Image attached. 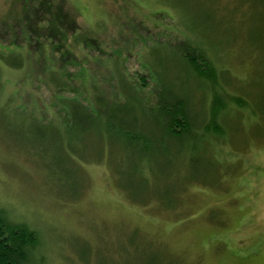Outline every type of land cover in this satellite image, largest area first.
Returning <instances> with one entry per match:
<instances>
[{
  "label": "rangeland",
  "instance_id": "1",
  "mask_svg": "<svg viewBox=\"0 0 264 264\" xmlns=\"http://www.w3.org/2000/svg\"><path fill=\"white\" fill-rule=\"evenodd\" d=\"M53 1L65 13L56 29L43 0H0V28L29 19L38 36L0 29V52L28 44L20 68L0 62V212L36 232L30 264H264V0ZM184 38L219 89L182 72L172 48ZM155 73L188 96L196 124L222 94V136L184 151L153 141L142 157L91 138L68 153L74 133L54 125L65 100L115 99L125 79L153 107Z\"/></svg>",
  "mask_w": 264,
  "mask_h": 264
},
{
  "label": "trees",
  "instance_id": "2",
  "mask_svg": "<svg viewBox=\"0 0 264 264\" xmlns=\"http://www.w3.org/2000/svg\"><path fill=\"white\" fill-rule=\"evenodd\" d=\"M42 5L49 9L46 12V20L50 19L49 16L52 15L56 29L57 24L62 23L61 19H63L65 13L59 7V4L53 0H43ZM35 9H37V6ZM31 22L33 21L29 19L27 21L21 19L10 25L7 21H3L0 29H8L9 31L18 29L20 32H24L30 27L35 32ZM63 30L64 27L60 29L61 32ZM35 33L38 38L37 32ZM36 37H28V39L34 40ZM183 41L181 47L175 46V48H172L178 55L177 59L182 66V72L184 71L189 79L199 83L200 87L207 84L210 87L219 89L216 74L213 73V68L206 64L203 50L196 42H191L189 38H184ZM21 45L22 47H17L14 52L11 47L7 52H0V62L15 69L20 68V62L23 61L22 49L28 44ZM156 49L159 48L156 47L150 53H154ZM190 49L194 51L190 52ZM159 52L161 55L157 57L156 66L162 65L163 62L160 58L164 53ZM199 52L201 53L200 56ZM49 55L51 56L50 61H53L54 56ZM57 61L55 58V66L58 64ZM61 69L62 66H59L57 71L60 73ZM145 70L152 74L153 69L151 66H146ZM57 71L55 70V80L50 78L49 82L57 90H62L65 88V80L58 75ZM155 75L158 91L157 104L153 107L145 105L139 98L137 90L134 87L125 85V79L123 81L119 79L121 90L117 92L115 99L105 95L102 90L98 89L91 93L92 102L89 108L76 99L65 100L62 103L66 113L64 124H53L58 130L57 133H66L67 131L74 133V136L70 139V142L74 143H66L68 153L73 154V157H75L78 145L79 147L86 144L90 146L91 141L96 140L97 142L99 139H104L105 142H108L106 144L110 146L107 148L109 154L113 150L122 149L134 154L137 153L142 157L140 153H146L145 145H149L153 141H155V145L170 144V147L175 146V149L184 151V149L189 148V146L186 147L187 140L190 144V141L194 142L199 138L203 140L206 138L205 135L211 138L212 136H222L223 131L219 126V121L220 119L223 121V118L229 115L228 112H225L227 106L226 101L224 102L222 99V94H212L208 111L201 112L202 117L200 120L198 119V124H196V118L190 113L188 96L177 86L174 88L167 85V81L159 74L155 73ZM231 103L235 106L241 105L237 102ZM149 113L153 115L149 117ZM39 120L40 118H31L29 124L43 125L41 121L38 122ZM147 131L154 134L147 135L145 133ZM89 140L91 141L89 142ZM71 145L75 148L73 149ZM190 160L195 163L194 159L191 158ZM172 162L167 163L170 165ZM133 172L138 173L136 169ZM37 244L38 236L36 232L20 223L11 222L0 212V264H30L29 252H32ZM150 264H157V261L155 262L153 259Z\"/></svg>",
  "mask_w": 264,
  "mask_h": 264
}]
</instances>
